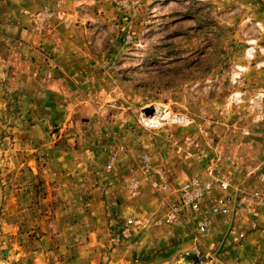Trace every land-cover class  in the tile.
Listing matches in <instances>:
<instances>
[{"label":"rangeland","instance_id":"374dc122","mask_svg":"<svg viewBox=\"0 0 264 264\" xmlns=\"http://www.w3.org/2000/svg\"><path fill=\"white\" fill-rule=\"evenodd\" d=\"M57 2L17 9L40 41L23 63L8 61L0 23V264H224L230 222L202 234L191 212L164 215L193 178L257 186L264 0ZM43 6L56 14L36 25ZM155 109L190 122L143 128Z\"/></svg>","mask_w":264,"mask_h":264},{"label":"built area","instance_id":"2783aa9c","mask_svg":"<svg viewBox=\"0 0 264 264\" xmlns=\"http://www.w3.org/2000/svg\"><path fill=\"white\" fill-rule=\"evenodd\" d=\"M23 12L26 13L27 11L24 10ZM55 14V11L50 10L48 6H43L36 14L34 23L38 25V23L48 21ZM258 49L256 38L247 39L244 50L245 58L248 61L254 60ZM244 69L242 65H237L232 79L237 81ZM242 96V92L235 91L230 98L234 102H239ZM262 96L263 93H258L254 100L261 99ZM138 121L143 128L149 130L169 122L179 125H187L190 122L188 117L175 114L168 109H155L150 114L141 113ZM256 208L264 209V168L258 173L257 186L249 192L239 188L231 190L230 180L224 173H211L210 178L207 180L191 179L180 185L176 198L168 205L164 219L168 223L180 221L188 224L189 219H185L183 213L185 211L191 212L194 215L196 229L200 233L206 234L210 231L213 216L231 217L236 211L257 214ZM132 223L133 218L129 217L126 220V225L130 226Z\"/></svg>","mask_w":264,"mask_h":264},{"label":"crops","instance_id":"0c3cea01","mask_svg":"<svg viewBox=\"0 0 264 264\" xmlns=\"http://www.w3.org/2000/svg\"><path fill=\"white\" fill-rule=\"evenodd\" d=\"M28 1L29 0H0V23H3L1 21H5V25L9 29L7 34L2 36L4 50L11 53V57L8 58V61L14 58V56H17L16 61L21 59L23 63V54L29 53L28 48L30 47V40L32 42L38 40L35 34H31L26 27L30 22H28L27 18L17 10L22 5L27 4ZM57 1H60L57 2L59 5H65L70 4L72 0ZM38 43L40 44L39 40ZM41 43H43V41ZM51 49V52L56 54V47L54 46ZM16 51H20V53H15ZM256 209L257 214L236 211L231 217L221 215L213 216L216 220L221 219L224 226H226L224 223L227 221L230 222L227 240L234 244L225 248L227 251L223 253L226 258L224 264H264V255L260 258L259 262L255 261L256 256L260 254H256V250L264 247V209ZM223 225L222 227H224ZM223 230L225 229L223 228ZM231 230H234V233H231ZM217 231L219 230L216 229L215 232ZM225 243H227V241Z\"/></svg>","mask_w":264,"mask_h":264},{"label":"bare ground","instance_id":"6f19581e","mask_svg":"<svg viewBox=\"0 0 264 264\" xmlns=\"http://www.w3.org/2000/svg\"><path fill=\"white\" fill-rule=\"evenodd\" d=\"M182 262H184L183 260H181V261H178L177 263H182Z\"/></svg>","mask_w":264,"mask_h":264}]
</instances>
